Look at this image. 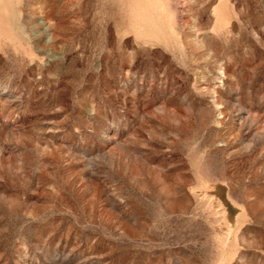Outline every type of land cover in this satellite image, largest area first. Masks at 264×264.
Returning <instances> with one entry per match:
<instances>
[{"label": "rangeland", "instance_id": "1", "mask_svg": "<svg viewBox=\"0 0 264 264\" xmlns=\"http://www.w3.org/2000/svg\"><path fill=\"white\" fill-rule=\"evenodd\" d=\"M0 264H264V0H0Z\"/></svg>", "mask_w": 264, "mask_h": 264}]
</instances>
